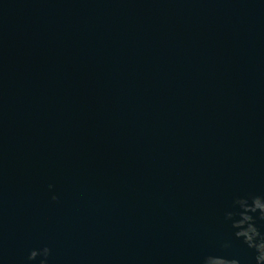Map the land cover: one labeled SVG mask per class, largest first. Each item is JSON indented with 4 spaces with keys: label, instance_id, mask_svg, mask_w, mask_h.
Here are the masks:
<instances>
[{
    "label": "water",
    "instance_id": "obj_1",
    "mask_svg": "<svg viewBox=\"0 0 264 264\" xmlns=\"http://www.w3.org/2000/svg\"><path fill=\"white\" fill-rule=\"evenodd\" d=\"M250 194L264 0H0V264H253Z\"/></svg>",
    "mask_w": 264,
    "mask_h": 264
},
{
    "label": "clouds",
    "instance_id": "obj_2",
    "mask_svg": "<svg viewBox=\"0 0 264 264\" xmlns=\"http://www.w3.org/2000/svg\"><path fill=\"white\" fill-rule=\"evenodd\" d=\"M52 191L53 186L49 185ZM52 199L58 200L53 196ZM223 221L231 231V238L225 240L221 247L231 249L232 240L241 242L254 253L253 264H264V195H237L230 208L224 212ZM52 249L48 246L33 249L27 257L26 264H50ZM203 264H242L239 258H227L212 255L203 260Z\"/></svg>",
    "mask_w": 264,
    "mask_h": 264
}]
</instances>
